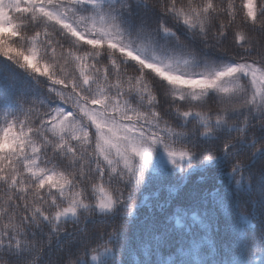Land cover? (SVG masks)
Masks as SVG:
<instances>
[{"label":"snow or ice","instance_id":"snow-or-ice-1","mask_svg":"<svg viewBox=\"0 0 264 264\" xmlns=\"http://www.w3.org/2000/svg\"><path fill=\"white\" fill-rule=\"evenodd\" d=\"M197 171L137 264H264V0H0V264H125Z\"/></svg>","mask_w":264,"mask_h":264},{"label":"trees","instance_id":"trees-1","mask_svg":"<svg viewBox=\"0 0 264 264\" xmlns=\"http://www.w3.org/2000/svg\"><path fill=\"white\" fill-rule=\"evenodd\" d=\"M210 172H193L186 180L183 181L179 188V191H174V187L180 183L175 176L165 175L163 178H153L147 181L139 192L134 193V201L136 202V210L134 217L129 218L131 221L128 225V235L133 242L131 251L126 252L123 259L125 264H137L139 260H142L143 252L137 251L135 247V241L138 236L142 235L145 228L151 222V217L155 214L159 216L157 212V205L165 203L168 200H172L173 204L177 202H183L188 194L207 188L211 191L214 181L207 179L210 176ZM205 177V179H201ZM258 215V213H257ZM149 218V219H146ZM174 223V222H173ZM256 223L255 220L252 221ZM93 227L89 225V228ZM112 227H108V231H111ZM202 256H208L209 250L204 248L201 250ZM163 260H177L179 259V245L170 247L168 244H163L159 250V257L153 256L152 259Z\"/></svg>","mask_w":264,"mask_h":264}]
</instances>
